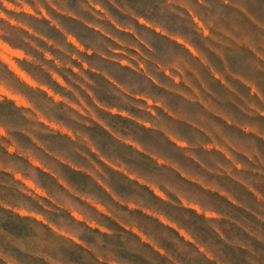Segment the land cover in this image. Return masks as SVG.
<instances>
[{
    "label": "clouds",
    "instance_id": "9594fccd",
    "mask_svg": "<svg viewBox=\"0 0 264 264\" xmlns=\"http://www.w3.org/2000/svg\"><path fill=\"white\" fill-rule=\"evenodd\" d=\"M0 264H264V0H0Z\"/></svg>",
    "mask_w": 264,
    "mask_h": 264
}]
</instances>
